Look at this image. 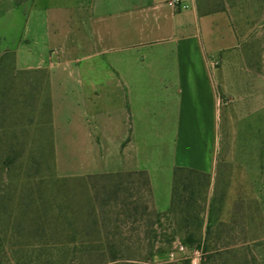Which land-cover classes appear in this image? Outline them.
Returning <instances> with one entry per match:
<instances>
[{
    "label": "rangeland",
    "instance_id": "rangeland-1",
    "mask_svg": "<svg viewBox=\"0 0 264 264\" xmlns=\"http://www.w3.org/2000/svg\"><path fill=\"white\" fill-rule=\"evenodd\" d=\"M196 2L202 14L227 13L236 43L207 58L217 106L213 174L177 172L164 214L142 175H84L116 147L86 146L63 121L55 129L51 93L25 89L16 51L3 50L0 36V264H94L113 252L145 261L133 264H264V0ZM35 3L0 0V16L18 8L27 16ZM20 39L6 28V44Z\"/></svg>",
    "mask_w": 264,
    "mask_h": 264
},
{
    "label": "crops",
    "instance_id": "crops-1",
    "mask_svg": "<svg viewBox=\"0 0 264 264\" xmlns=\"http://www.w3.org/2000/svg\"><path fill=\"white\" fill-rule=\"evenodd\" d=\"M34 1L27 16L21 8L0 16L2 48L16 51L25 89L51 93L55 129L63 121L82 131L86 146L116 147L84 175L145 173L153 209L168 212L176 170L212 175L215 168L207 58L235 46L227 13L202 14L196 0L181 7L171 0ZM6 28L19 31L15 47L6 44Z\"/></svg>",
    "mask_w": 264,
    "mask_h": 264
},
{
    "label": "trees",
    "instance_id": "trees-1",
    "mask_svg": "<svg viewBox=\"0 0 264 264\" xmlns=\"http://www.w3.org/2000/svg\"><path fill=\"white\" fill-rule=\"evenodd\" d=\"M181 170H182V169H178V170L175 171V173H174V178H177V172H179V171H181ZM139 175L144 176V178L146 177V179H147V183H148L147 185H148V187H149V180H148V177L146 176V174H145V173H139ZM81 182H82V181H81ZM61 183H62V186H63V187L69 185V182H66V180H65V181H62ZM86 183H87V182H86ZM149 192H150V190H149ZM170 210H172V208H170ZM94 224L97 225V222H95ZM95 225H94V226H95ZM89 241H90V240H89ZM89 241H87V239H86V240L82 241L81 244H86V243H88ZM90 242H100V241L93 240V241H90ZM243 243L245 244V242H243ZM89 244H90V243H89ZM89 244H88V246H89ZM235 245H237V244H230V245L224 246L223 248H228V247H230V246H235ZM158 253H160V252L158 251V252H156V253H152V254L150 255V257H154V256L157 255ZM105 257H107V256H104V255H97V256L93 257L94 260H97L94 264H110V263L118 264V263H116V262H118V261H124V263H122V264H133V263H127V261H128V262H130V261H137L138 263H141V262L143 263V262H145V261L137 260V259H134V258L120 257V256L118 255L117 252H113V253H111V254H110V257H109L108 259H106Z\"/></svg>",
    "mask_w": 264,
    "mask_h": 264
},
{
    "label": "built area",
    "instance_id": "built-area-1",
    "mask_svg": "<svg viewBox=\"0 0 264 264\" xmlns=\"http://www.w3.org/2000/svg\"><path fill=\"white\" fill-rule=\"evenodd\" d=\"M170 5L173 6V7H181L182 6V3H181V0H171L170 1ZM185 7V6H183ZM197 254H199V251L197 252ZM196 259L193 261V264H196Z\"/></svg>",
    "mask_w": 264,
    "mask_h": 264
}]
</instances>
